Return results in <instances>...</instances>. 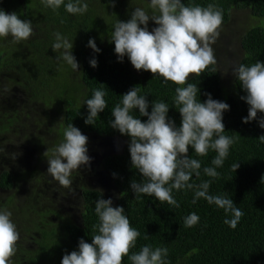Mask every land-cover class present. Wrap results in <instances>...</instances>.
I'll return each mask as SVG.
<instances>
[{
    "label": "trees",
    "instance_id": "1",
    "mask_svg": "<svg viewBox=\"0 0 264 264\" xmlns=\"http://www.w3.org/2000/svg\"><path fill=\"white\" fill-rule=\"evenodd\" d=\"M16 1L21 6L18 13L20 15L24 13L22 18L32 21L30 14L36 13L39 19L32 21V25H39L40 28L44 25L43 31L46 32L44 39L37 35L34 40L21 43L34 63L33 54L41 57L30 66L36 75L32 80H25L28 84L27 91L35 100L45 101L48 98L51 102L56 101L60 105L58 113L63 117L64 128L68 124H73L82 134L88 136L98 139L118 137L126 140L122 153L107 154L97 161L101 171L110 178L116 190L117 197L112 206L124 207L131 226L140 232L129 256L139 252L142 246L151 245L153 249L156 247L168 249L165 258L167 264H264V143L258 139L264 135V129L260 128L258 123V119L264 117V113H258L257 120L243 123V118L248 116L249 105L241 99L246 93L239 81L235 78L234 83L226 86L215 64L208 66L201 76H192L188 81L197 84L200 90L197 93V100L200 102L207 100L206 94H211L214 100L230 106V110L223 113L225 131L222 134L234 138L235 143L230 146L223 165L216 169L219 176L211 178L203 173L204 167L213 166L211 160L216 156L214 151L209 150L207 156L198 157L190 147L188 155L201 162L200 177L196 178L193 175L190 183L211 181L210 195L232 199L234 206L244 213L237 227L232 229L224 223L226 218H231L230 214L226 217L222 209L214 204H208L203 198L196 203L192 202L194 190H173L172 195L179 204V207H173L167 202L161 203L154 197L144 194L137 197L130 189L132 180L139 182L143 179L131 167L128 150L130 137L121 135L109 125V121L114 119L111 111L121 101V95L136 86L140 95H147L149 112L153 101L164 102L170 107L168 117L175 121L177 127L181 122L178 108L174 105L177 85L171 82L164 83L163 78L154 77L150 72L135 70L127 57L123 62H118L114 43L109 40L113 25L118 19L121 21L130 19L131 12L136 6L130 3L129 7L121 9L118 0H115V7H112L108 0H84L88 3L87 12L72 15L66 12L64 5L53 11L46 8L41 0ZM68 2L69 0H64V4ZM135 2L140 4L141 0ZM182 2L186 6L215 5L222 10V24L230 22L234 11L250 10L261 24L253 26L244 34L241 41L243 57L240 64L251 66L257 60L264 62V0H182ZM0 9L7 12L6 0H0ZM17 9H14V12ZM55 32L61 33L73 42L72 54L79 64L78 71H73L64 62L58 66H51L53 62L47 61V56L54 60L58 55L52 51ZM92 38L101 50L99 53L93 52L87 46L89 39ZM10 45L11 40L0 38V73L10 70V64L4 63ZM2 47H5V52ZM93 58L98 62L95 68L89 63ZM36 66L40 67L42 74L37 72ZM37 75H48V78H42L44 93L36 89L41 85ZM97 89L105 91L107 107L98 114L94 125H86L84 121L88 115V108L84 102L92 98L93 90ZM132 114L142 121L147 120V117H139L138 109ZM236 163L240 166L234 171L232 165ZM74 172L77 178L70 177L73 181L70 189L62 186L56 188L61 192L59 196L62 198L79 192L78 220L73 215L64 218L61 214L58 215L56 210L46 209L44 214L52 215L57 221L56 219L49 221L44 217L40 223L32 222L40 235L39 238L32 237L36 247L22 249L21 253L24 256L18 258L21 256L18 255L13 264H61L65 254L78 251L80 239L91 243L92 236L98 234L94 227L99 223L95 203L102 196L108 199L109 195L97 188L84 186L79 181L82 179L79 178L78 172ZM40 180L43 181L42 176ZM14 186L13 176L8 171H3L0 174V192L10 190ZM47 200L48 197L45 198V201ZM49 203L52 205V201ZM193 212L199 216V222L193 227H186L184 218ZM129 256L123 258L122 264H131Z\"/></svg>",
    "mask_w": 264,
    "mask_h": 264
},
{
    "label": "clouds",
    "instance_id": "2",
    "mask_svg": "<svg viewBox=\"0 0 264 264\" xmlns=\"http://www.w3.org/2000/svg\"><path fill=\"white\" fill-rule=\"evenodd\" d=\"M108 2L115 7V0ZM41 3L53 11L64 5L66 12L72 15H82L88 10L84 0H69L67 4L64 0H41ZM149 8L151 15L144 8L135 7L130 19H118L109 40L114 43L118 62L127 57L135 70L150 72L154 77L163 78L164 83L177 85L174 105L181 122L177 127L168 117L170 107L164 102L153 101L149 112L147 95H140L136 86L121 95V101L111 111L114 119L109 125L121 135L130 137L131 167L143 178L139 182L132 180L130 189L137 197L144 194L173 207H179L173 190H194L193 203L203 198L208 204H214L226 217L230 214L231 218H226L224 223L235 229L244 213L234 206L232 199L210 195L211 181L190 183L193 175L200 177L201 162L188 155L190 147L198 157L207 156L209 150L214 151L213 166L204 167L203 173L216 178L219 176L216 169L223 165L230 146L235 143L234 138L222 134L225 131L223 113L230 110V106L214 100L211 94H206L207 100L200 102L197 84L188 83L190 77L201 76L208 66L217 62L212 45L220 34L222 10L213 4L186 6L182 0H150ZM149 21L156 25L151 30ZM32 34L31 20H22L16 12L0 9V38L11 37L12 43L19 44ZM53 35L52 51L58 53L56 60L78 71L79 64L72 54L73 42L59 32ZM87 46L95 53L101 51L94 38L89 39ZM89 63L95 68L98 62L93 58ZM232 72L246 93L241 99L249 105L243 123L257 120L258 113H264V62L257 60L251 66L240 64ZM105 95L103 90H93L92 98L84 102L88 108L86 125H94L98 114L106 109ZM136 109L139 117H147L146 121L132 114ZM258 123L264 129V117L259 118ZM258 139L264 143V135ZM87 144L88 137L73 124H68L63 130V141L52 149L51 157L47 159V174L60 186L70 189L72 172L82 166L90 169L92 158L88 155ZM43 155L48 156V150ZM239 166L236 163L232 168L236 171ZM112 205L111 198L97 199L95 213L99 223L94 227L98 234L92 236L91 243L80 239L78 251L65 254L61 264H122L123 258L129 256L140 232L131 226L124 207ZM11 216V211L0 209V264H10L20 239ZM199 219L193 212L184 218V225L193 227ZM167 255L165 247L153 249L151 245H144L129 259L131 264H167Z\"/></svg>",
    "mask_w": 264,
    "mask_h": 264
},
{
    "label": "rangeland",
    "instance_id": "3",
    "mask_svg": "<svg viewBox=\"0 0 264 264\" xmlns=\"http://www.w3.org/2000/svg\"><path fill=\"white\" fill-rule=\"evenodd\" d=\"M6 1L8 13H12L14 9L18 8L15 12L20 19L26 20L22 18L24 13L19 14L21 6L16 0ZM118 1L121 9L129 7L130 3H133L136 7L144 8L151 15L150 0H141L140 4L135 0ZM36 7L38 8L37 5ZM30 17L32 21L39 19L34 12L30 14ZM258 24H261V21L257 20L250 10H236L229 23L221 24L219 37L212 47L217 61L215 65L220 71L225 85L235 82L236 77L233 75L232 69L238 66L242 60L241 41L244 34ZM155 26L153 21H149V30ZM32 28V36L21 42L22 44L31 39L34 40L37 35L40 39L45 38L44 25L41 28L39 25H32ZM7 39L10 41L11 37ZM21 43L11 42L8 48L9 53L4 57V63L10 64V70L0 73V174L6 170L15 180V186L12 189L0 192V209L11 211V219L20 233V239L16 245L17 250L11 258L10 264L17 260L15 258L18 255H21L18 258L24 256L21 253L22 249H35L32 237L39 238L40 235L32 222L40 223L44 217H47L49 221L56 219L52 215L44 214L46 209L52 208L64 218L73 215L78 220L80 202L79 192L69 194L65 198L59 196L61 193L57 190L58 187L60 188L59 183L47 174L49 166L47 159L51 157L52 149L63 141L64 121L62 115L58 113L60 105L56 101L51 102L48 98L45 101L35 100L33 95L27 91L28 84L25 83V80H32V77L36 75L34 69L31 71L30 66L38 62L41 57L33 54L34 63ZM2 50L5 52V47H2ZM46 59L54 63L51 66H58L62 62L53 60L51 56H47ZM36 70L42 74L40 67L36 66ZM60 73L61 71H59ZM36 77L41 82V85L36 89L40 93H44L42 78H48V75H37ZM84 135L88 137V155L92 159L90 169L87 166H82L81 169L75 170L78 172V176L80 175L79 178L82 179L79 181L84 186L105 192L115 202L116 190L110 178L104 171H101L97 159L107 154L122 153L126 140L118 137L98 139L87 134ZM47 150L48 156H44L43 154ZM41 176L43 181L40 180ZM71 177L77 178L74 171ZM44 197H48V200L45 201ZM51 201L53 206L49 203Z\"/></svg>",
    "mask_w": 264,
    "mask_h": 264
}]
</instances>
